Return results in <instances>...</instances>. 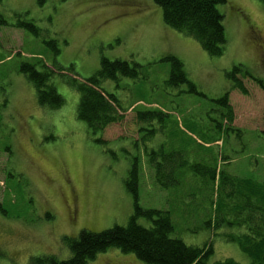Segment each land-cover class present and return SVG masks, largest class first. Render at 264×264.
Returning a JSON list of instances; mask_svg holds the SVG:
<instances>
[{
    "label": "rangeland",
    "instance_id": "374dc122",
    "mask_svg": "<svg viewBox=\"0 0 264 264\" xmlns=\"http://www.w3.org/2000/svg\"><path fill=\"white\" fill-rule=\"evenodd\" d=\"M217 8L226 44L221 56H209L193 37L164 25L152 0H0V264H26L37 255L66 259L64 236L125 225L132 198L124 179L133 156L138 157L139 204L168 211L172 236L190 246L209 245L210 263L226 258L249 263L229 240L245 228L224 222L233 219L228 210L215 211L216 204L226 207V186L232 187L219 186L217 177L213 184L205 182L189 168L182 169L178 185H158L143 148L155 147L161 134L141 138L142 123L135 119L136 110L161 111L168 115L165 135L188 139L191 159L207 156L230 177L264 180V89L244 77L247 94H242L230 88L226 76L241 64L264 82V8L260 0H226ZM19 19L33 20L40 34L14 26ZM43 38H56L60 51L54 54ZM167 54L182 60L203 95L179 93L185 86L165 84L170 66L161 58ZM102 56L141 68L138 78L118 76L102 83L127 109L121 121L94 136L76 118L79 93L67 81L93 75ZM22 62L39 70L38 62L63 68H51V81L63 98L60 108L38 104L33 84L19 71ZM224 92L233 114L228 130L215 127L220 115L213 99ZM89 264L147 263L111 247Z\"/></svg>",
    "mask_w": 264,
    "mask_h": 264
},
{
    "label": "trees",
    "instance_id": "16d2710c",
    "mask_svg": "<svg viewBox=\"0 0 264 264\" xmlns=\"http://www.w3.org/2000/svg\"><path fill=\"white\" fill-rule=\"evenodd\" d=\"M42 1L39 0V3L41 4ZM225 1L152 0L161 8L164 25L193 37L209 56H221L224 52L225 28L222 13L217 5ZM260 1L264 8V0ZM2 22L5 23L4 20ZM14 26L25 28L35 36L41 32V29L31 19H19ZM42 42L53 49L54 54L60 51L56 38H43ZM161 61L168 62L170 66L165 84L172 87L185 86L186 89H179V93L203 95L188 79L180 58L167 54L161 58ZM38 63L42 67L41 70L37 69L34 63L22 62L19 71L33 84L39 105L58 109L63 104V98L51 81L54 73L51 68L57 71L63 68L49 67L43 62ZM71 68L70 65L69 69ZM140 68L141 66L135 62L118 58L110 60L102 56L99 69L93 75L78 79L72 76L68 79L67 82L79 93L75 109L76 118L86 124L92 135L96 136L108 125L121 121L127 109L121 105L114 93L102 87V83L107 79L116 81L118 76L138 78ZM226 76L230 81V88L242 94H247V89L242 82L244 77L250 78L264 89V82L252 75L241 64L232 66L226 72ZM213 101L217 102L220 115L215 127L230 129L226 126L233 120L228 92H224L221 97ZM167 117V114L153 109L135 111L136 121L142 123L138 126L139 132H142L141 138L151 139L157 133L161 134L155 147L147 148L144 145L143 148V156L147 165L153 170L155 182L163 188L176 186L181 181L182 169L189 168L191 172L201 176L205 182L208 178L213 184L217 177L219 186L221 183L230 185L232 188L226 186L229 189L230 198L223 202L226 207L221 210L222 203H219L220 206L216 204L215 211L220 210L218 213L222 215L228 210L233 219L224 221L222 217V220L228 225L233 224L245 228V232L230 235L229 240L236 242L239 249L248 256L250 261L247 264H264V180L258 182L248 177H230L222 169L218 170L214 161L207 162L211 159H206L207 156H201L196 160L191 159L188 139L182 141L180 137V140H177L179 137L174 138L172 132L170 136L169 133L165 135ZM94 140L102 142L101 137H95ZM197 147L204 148L201 145ZM138 171V157L133 156L124 179L125 189L132 198V214L125 225H113L100 231L81 229L74 237H63L70 251L68 258L58 259L54 255H37L30 257L26 264H89L97 254L111 247L123 253H131L136 259L147 264H241L232 258L210 263L208 259L212 248L209 245L190 246L172 236L174 226L168 211L140 206ZM232 196L234 200L231 202ZM216 203H218L217 198ZM0 210L4 211L1 205ZM46 217L51 218L52 215L46 214ZM139 219L147 220L149 225L141 224Z\"/></svg>",
    "mask_w": 264,
    "mask_h": 264
},
{
    "label": "flooded vegetation",
    "instance_id": "af4514ba",
    "mask_svg": "<svg viewBox=\"0 0 264 264\" xmlns=\"http://www.w3.org/2000/svg\"><path fill=\"white\" fill-rule=\"evenodd\" d=\"M264 47V46H263Z\"/></svg>",
    "mask_w": 264,
    "mask_h": 264
}]
</instances>
